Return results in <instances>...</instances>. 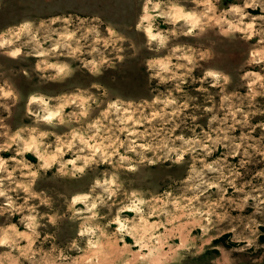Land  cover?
<instances>
[{
    "label": "rangeland",
    "instance_id": "obj_1",
    "mask_svg": "<svg viewBox=\"0 0 264 264\" xmlns=\"http://www.w3.org/2000/svg\"><path fill=\"white\" fill-rule=\"evenodd\" d=\"M0 264H264V0H0Z\"/></svg>",
    "mask_w": 264,
    "mask_h": 264
},
{
    "label": "clouds",
    "instance_id": "obj_2",
    "mask_svg": "<svg viewBox=\"0 0 264 264\" xmlns=\"http://www.w3.org/2000/svg\"><path fill=\"white\" fill-rule=\"evenodd\" d=\"M208 75H210V76H215V75H217V74H216V73H208ZM45 120L48 121V122H50V121H51V117H45ZM80 171L82 172L83 169H81ZM74 202H75V200H74Z\"/></svg>",
    "mask_w": 264,
    "mask_h": 264
},
{
    "label": "bare ground",
    "instance_id": "obj_3",
    "mask_svg": "<svg viewBox=\"0 0 264 264\" xmlns=\"http://www.w3.org/2000/svg\"><path fill=\"white\" fill-rule=\"evenodd\" d=\"M32 102H35V100H32ZM54 115H55V112L53 111V112H50L49 115H48L47 117H51V118H53ZM128 210L132 211L133 209L130 208V209H128Z\"/></svg>",
    "mask_w": 264,
    "mask_h": 264
}]
</instances>
